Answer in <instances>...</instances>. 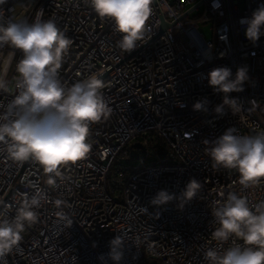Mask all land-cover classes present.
Here are the masks:
<instances>
[{"label": "built area", "instance_id": "obj_1", "mask_svg": "<svg viewBox=\"0 0 264 264\" xmlns=\"http://www.w3.org/2000/svg\"><path fill=\"white\" fill-rule=\"evenodd\" d=\"M199 6L201 13L191 15ZM261 6L264 0H153L151 38L126 53L118 47L113 23L102 20L87 0L0 3V23H31L41 12L43 20L53 19L72 40L59 70L62 84L71 87L90 75L103 76L101 91L112 109L107 120L91 124L87 158L61 166L64 179L58 178L55 187L47 185L37 163L11 161L0 143L3 217L15 216L23 195L40 189L48 197L5 264H117L109 253L118 235L124 241L118 264H208L204 253L209 248L223 251L242 243L212 238L219 226L212 209L230 193L245 197L255 209L264 202V179L243 188L239 174L214 167L207 150L229 128L234 135L264 132V27L254 44L241 23ZM161 19L167 27L159 33ZM198 20L211 23V39L204 38ZM12 51L0 48V66ZM21 55L17 51L11 60L7 89L0 90V117L18 94L15 67ZM242 66L249 77L244 91L227 94L242 106L233 114L223 105L225 94L209 86L207 74L228 67L234 79ZM204 100L206 110L193 109ZM221 105L222 114L215 111ZM157 140L165 143L160 152L154 151ZM192 179L202 187L183 207L178 199L151 203L161 190L180 197ZM57 199L63 201L59 208ZM59 211L71 225L60 221Z\"/></svg>", "mask_w": 264, "mask_h": 264}, {"label": "clouds", "instance_id": "obj_2", "mask_svg": "<svg viewBox=\"0 0 264 264\" xmlns=\"http://www.w3.org/2000/svg\"><path fill=\"white\" fill-rule=\"evenodd\" d=\"M87 3L102 20L113 23L114 31L120 35L118 47L123 52H131L151 38L147 33L153 0H87ZM41 17L42 12L31 23L26 20L0 23V48L7 46L13 50L0 66V90L7 89L5 77L11 60L17 51L22 54L15 67L19 77L18 94L0 117L3 121L0 122V143L5 145L11 161L21 165L27 161L37 163L47 176V185L55 187L58 178L64 179L61 166L87 158L92 148L91 124L107 120L112 109L101 91L105 82L100 76L90 75L71 87L62 84L59 70L72 40L53 19ZM241 23L247 24L245 35L255 44L264 27V6ZM207 76L209 86L225 94L223 105L231 108L233 114L239 113L242 106L227 94L244 91L243 85L249 79L247 68L239 67L234 79L228 67L213 68ZM206 103V100L198 101L193 109L206 110ZM223 105L217 106L215 111L222 114ZM234 131L227 129L207 154L214 167L234 169L239 174L240 185L247 189L264 179V132L234 135ZM201 187L192 179L180 197L161 190L151 203L161 206L178 199L183 207ZM47 199V194L37 189L31 197L22 196L13 218L6 219L0 213V264H5V258L14 249H19L22 233L26 226L37 222L36 210ZM55 204L59 208L63 201L57 199ZM143 210L147 212L146 208ZM57 216L60 221L72 224L63 211L57 212ZM212 216L219 225L211 233L215 241L223 244L235 239L242 243L223 251L209 248L204 253L208 264H264V202L253 209L245 197L230 193L212 209ZM123 244L119 235L110 241L109 256L117 264L122 259Z\"/></svg>", "mask_w": 264, "mask_h": 264}, {"label": "rangeland", "instance_id": "obj_3", "mask_svg": "<svg viewBox=\"0 0 264 264\" xmlns=\"http://www.w3.org/2000/svg\"><path fill=\"white\" fill-rule=\"evenodd\" d=\"M203 10V6H199L197 10H194L191 15H196L197 13H201ZM197 26L200 32L203 34L204 38L211 39L212 38V31H211V23L209 22H202L200 20L197 21Z\"/></svg>", "mask_w": 264, "mask_h": 264}, {"label": "trees", "instance_id": "obj_4", "mask_svg": "<svg viewBox=\"0 0 264 264\" xmlns=\"http://www.w3.org/2000/svg\"><path fill=\"white\" fill-rule=\"evenodd\" d=\"M165 146V143L161 140H157L155 146H154V151L155 152H160L163 150V147Z\"/></svg>", "mask_w": 264, "mask_h": 264}, {"label": "water", "instance_id": "obj_5", "mask_svg": "<svg viewBox=\"0 0 264 264\" xmlns=\"http://www.w3.org/2000/svg\"><path fill=\"white\" fill-rule=\"evenodd\" d=\"M167 27V23L163 20V19H161V26H160V30H159V33H161V31L163 30V29H165ZM103 76H101V78H102ZM136 145H138V144H136Z\"/></svg>", "mask_w": 264, "mask_h": 264}]
</instances>
